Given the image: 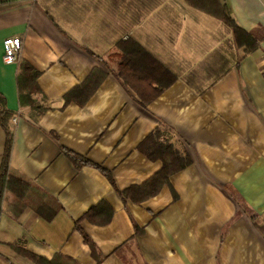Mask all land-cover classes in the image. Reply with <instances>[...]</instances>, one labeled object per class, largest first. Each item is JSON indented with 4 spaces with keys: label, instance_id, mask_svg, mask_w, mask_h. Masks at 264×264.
Here are the masks:
<instances>
[{
    "label": "crops",
    "instance_id": "1",
    "mask_svg": "<svg viewBox=\"0 0 264 264\" xmlns=\"http://www.w3.org/2000/svg\"><path fill=\"white\" fill-rule=\"evenodd\" d=\"M222 1L257 49L245 53L230 28L185 0H0L10 164L62 205L50 221L31 207L18 219L4 212L0 264H36L17 240L67 264H264V0ZM11 36L22 50L6 63ZM123 58L164 71L153 74L165 85L152 101L118 77ZM23 61L39 71L35 97L48 107L37 121L20 104ZM6 141L0 122V168ZM163 148L188 164L157 194L124 199L166 167Z\"/></svg>",
    "mask_w": 264,
    "mask_h": 264
},
{
    "label": "trees",
    "instance_id": "2",
    "mask_svg": "<svg viewBox=\"0 0 264 264\" xmlns=\"http://www.w3.org/2000/svg\"><path fill=\"white\" fill-rule=\"evenodd\" d=\"M185 1L192 7L222 21L225 26L231 29L235 44L238 47L244 48L245 53H249L258 48L259 39L255 37L254 33L246 31L237 23L229 10L227 3L224 1ZM137 50L138 48H135V51ZM144 69V67L134 64L130 58H123L119 61L116 74L127 86L131 87L141 97L144 103H148L163 91L165 84L158 83L157 86L154 85L155 83L157 84L154 80V76L162 74L164 71L159 72V74H154L152 71L149 72ZM148 70H153V68H149ZM96 75V73H93L92 76ZM38 76L39 71L33 68L29 63L25 61L20 63L18 73L20 104L22 107H30L32 117L35 121H37L48 108L35 97L36 94L40 93V88L37 82ZM96 80H98V82L95 83L93 87L82 89V93L84 92L85 94L83 93L84 95L81 96V99L79 100L80 103L83 104L87 102L102 78L99 79L96 77ZM90 82H92V79ZM76 92L77 91H72L69 93L67 95L68 98H76ZM13 115L14 113L7 108H3L0 111V122L7 133L6 148L0 168V217L4 212H8L13 218L18 219L26 208L31 207L45 218V220L50 221L62 209V205L56 198L36 185L32 179L12 168L10 164L13 146V129L10 122ZM163 149L162 157L166 161V167L148 183L132 187L129 190L122 192L124 199L132 198L135 201H140L157 194L165 182L168 181L169 175L173 171L179 170L188 164L189 159L179 155L174 148ZM69 154L79 165L91 163L82 158L79 154L72 152H69ZM102 170L115 185V180L112 175L105 169L102 168ZM91 214L92 212L89 215ZM78 225L79 224H77V227ZM81 232L85 242L90 244L94 249L93 240L84 231L81 230ZM23 242L24 241L22 240H17V242L14 243L15 248L19 253L33 260L36 264H67V257L61 254L52 259L39 256L26 249Z\"/></svg>",
    "mask_w": 264,
    "mask_h": 264
},
{
    "label": "built area",
    "instance_id": "3",
    "mask_svg": "<svg viewBox=\"0 0 264 264\" xmlns=\"http://www.w3.org/2000/svg\"><path fill=\"white\" fill-rule=\"evenodd\" d=\"M22 50V39L19 36L7 37L4 40L3 59L6 63L18 62ZM17 121V118H14Z\"/></svg>",
    "mask_w": 264,
    "mask_h": 264
}]
</instances>
